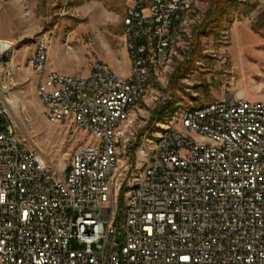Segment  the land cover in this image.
<instances>
[{
    "label": "built area",
    "instance_id": "2783aa9c",
    "mask_svg": "<svg viewBox=\"0 0 264 264\" xmlns=\"http://www.w3.org/2000/svg\"><path fill=\"white\" fill-rule=\"evenodd\" d=\"M190 0H142L131 6L134 77H116L94 62L87 78L51 69L42 87L55 123L87 126L94 139L58 168L32 147L13 142V123L0 126V264H264V101L236 91L190 113L188 127L209 129L216 143L203 145L177 129L163 131L162 167H154L133 206L127 261H102L117 248L121 205L135 165L110 201L105 177L113 159L110 126L142 94L143 71L166 51L170 28ZM48 47V38L47 44ZM45 51H36L39 68ZM78 108L79 119L68 115ZM0 103V114H4ZM127 131L121 142L133 140ZM146 136L139 148L150 156ZM99 162L91 163L90 155ZM140 159L139 161L146 160ZM118 176V173H116ZM120 206V213H113ZM81 239H97L82 247ZM78 244V246H75Z\"/></svg>",
    "mask_w": 264,
    "mask_h": 264
},
{
    "label": "rangeland",
    "instance_id": "374dc122",
    "mask_svg": "<svg viewBox=\"0 0 264 264\" xmlns=\"http://www.w3.org/2000/svg\"><path fill=\"white\" fill-rule=\"evenodd\" d=\"M140 1L0 0V39L13 43L0 58L5 86L0 87V102L6 108L0 126L16 122L18 135L28 136L58 168L69 163L78 145L97 141L75 124L46 119L37 95L41 77L28 59L38 40L47 37V69L81 78L101 61L128 74L131 61L123 20L128 8ZM212 4L193 0L167 50L151 58L146 90L122 127V136L129 130L135 133L127 147L134 175L145 165L138 148L146 136L163 127L186 131L176 114L239 90L250 101H264V0L228 3L230 8L215 22L210 18Z\"/></svg>",
    "mask_w": 264,
    "mask_h": 264
},
{
    "label": "bare ground",
    "instance_id": "6f19581e",
    "mask_svg": "<svg viewBox=\"0 0 264 264\" xmlns=\"http://www.w3.org/2000/svg\"><path fill=\"white\" fill-rule=\"evenodd\" d=\"M193 4V0H190V4H186L185 8H182L181 12L178 15V22H176V28L179 26L180 22L183 19L184 13L191 9ZM129 20H131V6L127 10V14L123 20L124 28H125V41L127 50L129 52V58L131 61V67L129 73L126 75L119 74L116 72L109 64L99 61V65H101L104 69L109 70V74H116V77H134L136 72V54L134 51V43L132 41V29L127 28L129 26ZM176 28H170V35ZM171 43V39H167L166 42V50ZM47 44V37L40 38L36 44L35 51L31 54L28 59V62H33L34 57L36 56V51H45V55H47L48 47ZM13 46L12 41H5L0 39V58L2 59L3 54H6L11 50ZM9 54V53H8ZM8 57V56H7ZM10 58V57H9ZM1 62V61H0ZM14 63V62H13ZM31 66V64H30ZM33 70L39 73V76H42L41 81L37 84V95L39 101L43 108V113L46 119L50 122L55 123V119H53V105L51 102H47L44 99V94L41 91L42 87H46V78H43L42 70H44V76H51V70L47 69L46 58H39V68H32ZM88 74L81 78H87ZM148 77H149V69H145L143 71V86L147 87L148 84ZM78 78V77H76ZM1 80H0V87H1ZM1 88L5 89V86ZM243 93L242 90H239ZM142 94H134L133 102L128 104V110L125 113H122L118 120H115L112 126H110V135H109V144L111 146V154L113 159H118V165H110V172L106 173L105 177V184H106V192L110 194V201H117L118 194H120V181H126L129 169L133 166L132 162L129 159V154L127 155V147L126 142H121L122 136V127L123 124L126 123L130 117L132 109L135 107L136 102ZM172 97H170V100ZM11 102H16L12 99ZM1 103V102H0ZM13 103V104H14ZM2 109L6 108L2 104ZM204 105L199 108H191L186 111H183L180 115L176 114V121L180 117L182 124L185 128V132L178 131V133H185L187 138H196L197 136L200 137V143L203 145H211L216 143V136H209V129H204L202 127H188V120L190 113L193 111H203ZM68 115L72 117V119H79V111L78 108H68ZM29 119L25 118V121ZM12 129V136L13 142L16 145H24V147H32L34 149V153H39L32 144L28 136L21 137L18 135L16 131L18 128V124L15 122L13 123ZM76 125V124H75ZM83 131L87 133V126H78ZM170 127H163L161 131L156 132L153 134V138L149 141V150L150 156L146 158V151L142 150V148H138V153L140 159L146 158L144 160L145 165L141 169L140 175H134L133 180L128 182L125 192V199L122 200L121 205V218H120V226L118 227V243L117 248L112 249H104L102 250V261H110L111 259H117V262H124L127 261V247H128V238L129 234L132 231V213H133V206H136L138 193L141 189L145 186V181L150 177L151 170L154 167H162V160H163V145H164V136L163 131H172ZM184 131V129H183ZM97 141H94L95 145H104V137L102 136H94ZM76 149H83V144H80L76 147ZM90 162L91 163H98L99 162V155L98 154H91L90 155ZM62 167L64 164L61 163ZM136 167V166H135ZM136 170H134L135 172ZM118 173V176L117 174ZM124 175V176H123ZM113 213H120V206H113ZM81 246L82 247H95L97 246V239H81Z\"/></svg>",
    "mask_w": 264,
    "mask_h": 264
},
{
    "label": "trees",
    "instance_id": "16d2710c",
    "mask_svg": "<svg viewBox=\"0 0 264 264\" xmlns=\"http://www.w3.org/2000/svg\"><path fill=\"white\" fill-rule=\"evenodd\" d=\"M237 0H213L210 18L212 19L211 22L216 21V17L219 15H225V11L230 8L228 3H236ZM209 25V24H208ZM207 25V26H208ZM211 33H215V30L211 31ZM165 116V115H164Z\"/></svg>",
    "mask_w": 264,
    "mask_h": 264
},
{
    "label": "crops",
    "instance_id": "0c3cea01",
    "mask_svg": "<svg viewBox=\"0 0 264 264\" xmlns=\"http://www.w3.org/2000/svg\"><path fill=\"white\" fill-rule=\"evenodd\" d=\"M125 54H126V56H128V54H127V51H125ZM51 69H53V68H50V70H51ZM53 70H54V69H53ZM89 71H90V70H89V69H87V71H86V74H88V73H89ZM41 79H42V76H41Z\"/></svg>",
    "mask_w": 264,
    "mask_h": 264
}]
</instances>
